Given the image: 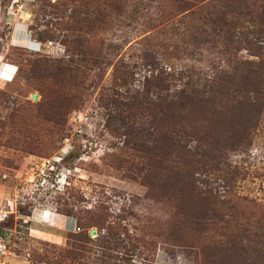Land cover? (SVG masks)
I'll return each mask as SVG.
<instances>
[{
    "label": "rangeland",
    "instance_id": "obj_1",
    "mask_svg": "<svg viewBox=\"0 0 264 264\" xmlns=\"http://www.w3.org/2000/svg\"><path fill=\"white\" fill-rule=\"evenodd\" d=\"M228 4L0 0V264H49L35 256L52 258L73 233L52 221L58 211L75 220L83 210L117 216L125 208L134 213L132 223L154 230L178 219L174 180L151 190L136 172V142L118 120L124 107L115 97L127 74L135 91L161 71L174 85L212 76L225 65L217 52L226 43L236 59L256 61L244 41L262 46L264 54V0ZM211 16L222 22L210 23ZM259 119L229 155L230 187L218 175L192 178L200 189L228 198L224 220L249 223L251 230L264 226V111ZM165 189L170 198L162 202ZM102 233L90 230L93 241ZM218 238L207 232L192 246H170L151 236L105 251L117 264H201L206 246ZM96 243L90 258L101 256Z\"/></svg>",
    "mask_w": 264,
    "mask_h": 264
},
{
    "label": "trees",
    "instance_id": "obj_2",
    "mask_svg": "<svg viewBox=\"0 0 264 264\" xmlns=\"http://www.w3.org/2000/svg\"><path fill=\"white\" fill-rule=\"evenodd\" d=\"M238 1L229 0L228 5L232 7L231 3ZM211 18L210 23L222 22L219 17ZM231 44L219 48V61L225 65L212 76L184 82L178 78L175 81L180 84L174 85L168 78L171 75L161 71L145 78L142 91H135L127 74L120 86L123 89L115 97V104L122 105L125 112L118 120L136 142L138 156L131 159L136 172L144 174L140 176L151 190H161L163 184L174 180L171 197L177 201L178 219L161 223L154 230L151 224L138 227L132 223L135 217L130 209L123 208V214L117 216L104 209L96 214L83 210L80 212L84 215L74 217L76 231L68 233L65 245L53 247L52 258L47 253L36 258L49 264H117L110 261L114 256L107 251L124 248L126 239L143 242L156 236L170 246H192L196 239L214 232L219 238L206 246L208 252L201 264H264V226L259 224L251 230L249 223L240 226L224 220L227 213L222 207L229 204L225 201L228 198L220 199L218 193L202 190L192 180L196 173L218 175L229 186L235 171L228 170L229 155L258 128L264 111L263 47L257 50L252 40L244 41V48L253 49L257 57L250 62L236 59ZM166 192H160L158 200L163 202L168 195L170 198V192ZM233 208L229 205L228 210ZM57 213L71 216L70 212ZM92 228L103 232L96 241L90 235ZM192 236L197 238L190 239ZM93 242H97L101 256L90 258L87 252L93 251Z\"/></svg>",
    "mask_w": 264,
    "mask_h": 264
},
{
    "label": "crops",
    "instance_id": "obj_3",
    "mask_svg": "<svg viewBox=\"0 0 264 264\" xmlns=\"http://www.w3.org/2000/svg\"><path fill=\"white\" fill-rule=\"evenodd\" d=\"M61 217H62V219H61ZM41 219L45 220L44 218H41ZM52 221L57 226H60V225L68 226V228H69L68 230H70L72 232H74L76 230V222L73 218H67L65 216H61V215L54 213V217H52Z\"/></svg>",
    "mask_w": 264,
    "mask_h": 264
},
{
    "label": "clouds",
    "instance_id": "obj_4",
    "mask_svg": "<svg viewBox=\"0 0 264 264\" xmlns=\"http://www.w3.org/2000/svg\"><path fill=\"white\" fill-rule=\"evenodd\" d=\"M29 41H30V42H29L27 48H28L29 50H31V51H35V49H33V48H35V47H31V46H34L33 43H32V40H29ZM36 51H37V50H36Z\"/></svg>",
    "mask_w": 264,
    "mask_h": 264
},
{
    "label": "water",
    "instance_id": "obj_5",
    "mask_svg": "<svg viewBox=\"0 0 264 264\" xmlns=\"http://www.w3.org/2000/svg\"><path fill=\"white\" fill-rule=\"evenodd\" d=\"M36 98H37L36 95H33V96H32V99L35 100ZM94 233H95V232L92 230V231H91V235H94Z\"/></svg>",
    "mask_w": 264,
    "mask_h": 264
},
{
    "label": "built area",
    "instance_id": "obj_6",
    "mask_svg": "<svg viewBox=\"0 0 264 264\" xmlns=\"http://www.w3.org/2000/svg\"><path fill=\"white\" fill-rule=\"evenodd\" d=\"M46 162H48V161H46ZM48 164H49V163H48ZM42 166H45V163H44V164H42V165H41V167H42ZM39 169H40V168H37V170H39Z\"/></svg>",
    "mask_w": 264,
    "mask_h": 264
}]
</instances>
